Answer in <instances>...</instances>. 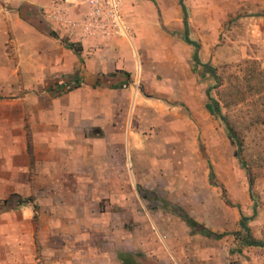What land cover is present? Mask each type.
Wrapping results in <instances>:
<instances>
[{
	"label": "crops",
	"instance_id": "0c3cea01",
	"mask_svg": "<svg viewBox=\"0 0 264 264\" xmlns=\"http://www.w3.org/2000/svg\"><path fill=\"white\" fill-rule=\"evenodd\" d=\"M153 1L122 0L129 39L79 32L69 41L80 47L77 55L46 14L53 0H0V19L10 20L0 21V34L12 35L0 38V264H122L120 253L142 254L143 206L137 201L141 209L130 216L125 210L126 193H138L128 183V161L139 174L137 152L129 150L139 141L131 127L143 106L158 112L161 103L176 104V90L189 92L181 100L189 111L202 101L189 45L177 35L183 31L178 0ZM183 2L192 40L198 31H218L230 16L248 15L264 25V0ZM75 76L81 84L70 92L49 90L54 81ZM136 76L151 97L135 89ZM101 198L109 200L102 205ZM128 220L132 232L124 229ZM155 235L150 240L157 249L146 255L157 264H213L218 252L225 256L205 239L191 247L182 234H168L174 244ZM192 250L206 251L210 262L195 259Z\"/></svg>",
	"mask_w": 264,
	"mask_h": 264
},
{
	"label": "rangeland",
	"instance_id": "374dc122",
	"mask_svg": "<svg viewBox=\"0 0 264 264\" xmlns=\"http://www.w3.org/2000/svg\"><path fill=\"white\" fill-rule=\"evenodd\" d=\"M122 7L128 22L123 4ZM6 17L0 21L9 24ZM252 21L248 15L230 16L218 31L196 33L200 61L215 67L219 77V80L209 75L202 77L201 67L193 70L202 100L199 108L189 111L181 102L189 97V92L176 90V104L161 103L158 112L152 110L155 106H143L136 127H131L137 132L139 141L136 148L133 145L129 150L137 152L134 162L139 174L134 176L128 161V183L132 186L130 189L141 187L147 198H141L133 190L128 191L125 196L128 208L125 210L130 216L141 209L138 201L145 212L139 229L145 239L139 259L142 264L158 262L146 255L157 249L155 241L150 240L156 232L165 236L170 244L176 243L168 239V234L174 233L184 235L183 241L190 245L205 239L210 248L225 251V256L220 252L215 255L213 264H244L237 254L252 264H263L264 249L255 250V254L245 253L246 247L232 235L220 240L200 238L202 235L198 233L190 234L193 232L171 212L172 205L180 206L199 224L216 233L235 232L239 230L241 216L252 217L248 222L251 234L264 240V82L252 69L255 66L264 71V25ZM259 27H262L260 34L256 31ZM0 38L10 40L12 35L1 33ZM113 38L118 37L105 39ZM189 49L192 55L193 47L189 46ZM190 60L192 67L191 57ZM134 83L136 90L142 86L137 76ZM207 89L234 128L241 143L243 165L233 155L236 146L228 138L225 123L206 109L209 102ZM141 92L144 97H151L143 89ZM154 195L166 201L168 206L163 208ZM114 199L120 201L123 198ZM107 200L101 198V204ZM134 227L130 220L124 225L128 232ZM185 232L200 237L189 238ZM191 255L210 262L206 251L192 250Z\"/></svg>",
	"mask_w": 264,
	"mask_h": 264
},
{
	"label": "trees",
	"instance_id": "16d2710c",
	"mask_svg": "<svg viewBox=\"0 0 264 264\" xmlns=\"http://www.w3.org/2000/svg\"><path fill=\"white\" fill-rule=\"evenodd\" d=\"M154 2L153 0H151ZM178 4L180 6L181 12H182V24H183V31L181 33H178L187 45L193 47V53L191 56V59L193 61V68L197 69L198 67L203 68V72L201 73L202 77H205L207 75L211 76L215 80H219V77L216 73V68L211 67L207 63H202L199 59V43L195 40H192L189 38V30H188V10L187 7L185 6L183 0H178ZM47 34L51 37L57 38V35L53 31H48ZM175 34V33H172ZM65 46L73 50L77 55L80 54V47L73 44V43H67L65 42ZM253 66L255 64H252ZM253 72H256L257 78L262 79V82H264V71L261 69H257L252 67ZM127 76V75H126ZM80 79L79 77L75 76L73 79L70 81H54L50 86L49 90L55 91V96L56 95H61L67 92H70L74 88L80 86ZM206 95L208 97L209 102L206 103V109L208 112L213 115L218 117L221 121L225 123L227 132H228V138L231 141L233 145L236 146V150L234 151L233 155L234 157L242 163L241 161V143L238 142L237 136L235 134L234 128L230 125L227 117L222 115L221 113V108L216 100H214L212 97L209 95V89L206 90ZM209 168L211 169L210 165ZM211 176H213V173L211 171ZM137 192L141 198H147L146 196V191H144L141 187H137ZM154 197L161 202V206L163 208H166L168 206L167 202L164 201L163 199H159L156 195ZM32 199L28 198L25 200L19 199V203H24V202H29ZM36 208V207H35ZM175 215H177L189 229L193 233H198L201 234L202 236L213 239V240H220L228 235H232L235 239L241 241V244L245 247H257V248H264V240H259L253 237V235L250 232V228L248 226V222L252 219V217H245L241 216L240 221H239V230L235 232H221V233H216L213 232L209 229H207L205 226L199 224L197 221H195L192 217H190L183 208L177 206V205H172V210H171ZM141 258L142 256L139 254H133V253H128V252H122L119 254V258L122 261V264H142L138 261V258Z\"/></svg>",
	"mask_w": 264,
	"mask_h": 264
},
{
	"label": "built area",
	"instance_id": "2783aa9c",
	"mask_svg": "<svg viewBox=\"0 0 264 264\" xmlns=\"http://www.w3.org/2000/svg\"><path fill=\"white\" fill-rule=\"evenodd\" d=\"M69 5H83L84 11L72 12ZM46 14L67 42L79 32L103 38L130 37L122 0H53V8Z\"/></svg>",
	"mask_w": 264,
	"mask_h": 264
}]
</instances>
